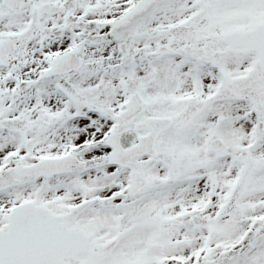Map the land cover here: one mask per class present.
<instances>
[{
	"label": "snow or ice",
	"instance_id": "6c2138e0",
	"mask_svg": "<svg viewBox=\"0 0 264 264\" xmlns=\"http://www.w3.org/2000/svg\"><path fill=\"white\" fill-rule=\"evenodd\" d=\"M0 264H264V0H0Z\"/></svg>",
	"mask_w": 264,
	"mask_h": 264
}]
</instances>
